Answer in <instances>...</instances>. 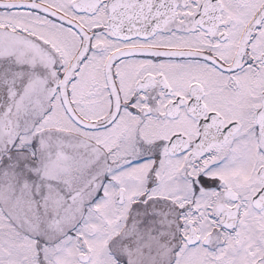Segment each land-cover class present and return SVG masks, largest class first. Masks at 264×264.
I'll list each match as a JSON object with an SVG mask.
<instances>
[{
    "label": "snow or ice",
    "instance_id": "obj_1",
    "mask_svg": "<svg viewBox=\"0 0 264 264\" xmlns=\"http://www.w3.org/2000/svg\"><path fill=\"white\" fill-rule=\"evenodd\" d=\"M0 264H264V0H0Z\"/></svg>",
    "mask_w": 264,
    "mask_h": 264
}]
</instances>
